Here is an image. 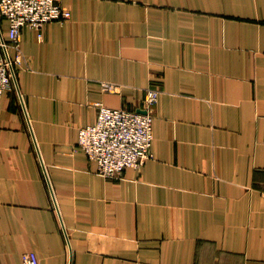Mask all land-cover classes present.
<instances>
[{
	"label": "crops",
	"instance_id": "crops-1",
	"mask_svg": "<svg viewBox=\"0 0 264 264\" xmlns=\"http://www.w3.org/2000/svg\"><path fill=\"white\" fill-rule=\"evenodd\" d=\"M62 4L2 99L0 264H264V0ZM153 88V158L99 175L79 130Z\"/></svg>",
	"mask_w": 264,
	"mask_h": 264
},
{
	"label": "built area",
	"instance_id": "built-area-1",
	"mask_svg": "<svg viewBox=\"0 0 264 264\" xmlns=\"http://www.w3.org/2000/svg\"><path fill=\"white\" fill-rule=\"evenodd\" d=\"M71 16L62 0L0 1V17L9 23V39H4L0 33V112L4 94L16 89L23 30L30 27L41 32L48 23H65ZM11 50L16 52L14 57ZM103 89L115 91L116 86L107 83L103 84ZM159 95L158 88L148 89L141 111L98 105L96 124L79 130L78 148L96 163L99 175L117 177L128 168L140 169L153 158L154 107ZM24 264H40L37 254L27 253Z\"/></svg>",
	"mask_w": 264,
	"mask_h": 264
}]
</instances>
